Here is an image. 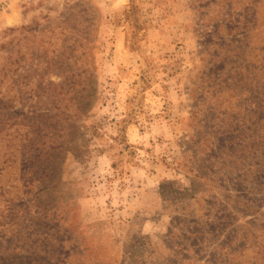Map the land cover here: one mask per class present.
<instances>
[{"label":"rangeland","instance_id":"obj_1","mask_svg":"<svg viewBox=\"0 0 264 264\" xmlns=\"http://www.w3.org/2000/svg\"><path fill=\"white\" fill-rule=\"evenodd\" d=\"M0 264H264V0H0Z\"/></svg>","mask_w":264,"mask_h":264},{"label":"trees","instance_id":"obj_2","mask_svg":"<svg viewBox=\"0 0 264 264\" xmlns=\"http://www.w3.org/2000/svg\"><path fill=\"white\" fill-rule=\"evenodd\" d=\"M134 9V8H133ZM131 12H133V10H129L127 13H131ZM93 33V32H92ZM92 33H87L86 34V36H87V38H90V36L92 35ZM92 71V70H91ZM88 76L90 77V78H92V73L91 72H89L88 73ZM88 80V79H87ZM90 107V106H89ZM88 107V108H89Z\"/></svg>","mask_w":264,"mask_h":264}]
</instances>
